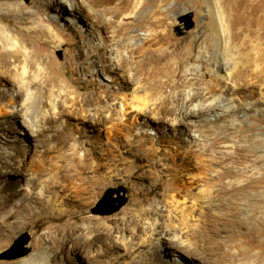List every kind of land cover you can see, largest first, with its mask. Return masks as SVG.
I'll return each mask as SVG.
<instances>
[{
	"label": "rangeland",
	"instance_id": "rangeland-1",
	"mask_svg": "<svg viewBox=\"0 0 264 264\" xmlns=\"http://www.w3.org/2000/svg\"><path fill=\"white\" fill-rule=\"evenodd\" d=\"M120 1L113 0L110 7L116 8ZM216 1L218 0L132 1L130 12L136 15V20L142 21L143 18L145 20L148 14L158 11L161 18L165 17V26L160 29H153L148 25L138 29L129 28V32L131 34L136 32L138 38L120 36L110 42L105 65L115 64L128 57L132 46L134 48L142 46L143 40L160 32L163 34L170 32L175 47L155 43L147 45L146 48L154 54H170L168 61L171 64L178 62L182 58L181 54L195 43L193 60L187 67L195 69L194 75L182 71L183 86L174 90L165 89L157 96L146 95L143 90L144 83L141 79H144L145 74L132 72V79H135V82L128 84L115 74L104 72L102 69L99 71L100 67L98 71L95 69L91 73L84 71L85 64L98 62L99 57L96 53L93 59L89 60L85 56L86 53L94 44L104 47L102 38L112 40L107 38L105 32L117 26L122 27L123 23L127 22L122 16H116L115 13L108 16L107 18L112 21L111 27L108 29L101 22L99 27H94L96 35L91 37L85 25L79 23L69 13L62 12L63 8L56 0H44L45 7L40 14L37 13L36 0L0 1V25H7L12 29L18 26L19 31L42 25L45 20H50L49 22L57 20L59 28L64 31V38L71 40L75 45L65 47L53 44L49 56L40 57L49 63L45 67L48 80L62 85L54 89L53 96L41 97L42 107L37 110L36 117H39L47 127L44 135L31 141L21 135L18 123L21 124L22 121L8 119L5 111L0 116V124L4 123L0 125V171H6V168L12 170L11 182L19 181L18 189L22 190L16 199L8 201L2 192L5 179L0 178V204H6L5 209L0 210V222L5 221L0 226V264H264V233L255 230V220L243 228L231 226L226 207L217 206L213 209L205 207L201 210L204 212L202 214L197 211L188 227L177 225L172 230L163 227L165 221L169 222V216L176 215V209L167 208L163 202V200L167 202L173 196L169 191L171 180L178 173L186 175L193 172L181 171L183 162L181 158L176 157H183L184 150L199 151L204 145L198 128L189 127L186 135L180 140L173 130L172 121H167L163 127L156 125L152 129H147L139 116L133 124L131 116L128 115L122 126V129L127 130V136H116V133L115 135L108 133L110 124L106 120L102 121V126L99 127L92 121L95 111L103 106L106 97L115 103H120L124 99L121 93V87H124L128 99L136 98L137 101L158 99L161 106L162 100H165L169 108L173 105L178 109H182V105L198 108L214 102H219L223 106L212 112L211 116L198 115L193 118L196 122L208 117L214 119L215 115L223 113L224 110L236 109V113L227 116L218 126L223 128L232 123L241 124L243 128L239 131L242 130L245 136H258L264 146V83L257 78L253 80L254 83L252 81L233 96L227 97L215 92L214 96L207 99L189 102L198 90L207 92V87L214 83V75H217L223 84L232 79L236 65L233 56H236L244 45L243 41H234L233 44L230 22H223L219 18V11L222 8H219ZM19 7H23V13L33 14L35 25L17 24L18 20L11 16L10 11ZM224 12L229 13L230 9L226 8ZM87 14L86 11L83 16ZM189 14L193 15L195 23L191 30H187ZM150 21L155 20H146L148 23ZM84 23L88 22L84 20ZM246 25L247 23L241 24L238 28H244ZM257 25L258 22H253L249 27L252 30L256 29L254 27ZM262 29L264 30V25ZM203 31L206 33L202 34ZM102 32L104 37L100 35ZM206 36H209L213 45L210 49L204 42ZM195 37L200 39L195 42ZM85 41L89 48L77 56V48ZM219 41L222 42V50L215 46ZM256 45L258 46L250 48L252 56L254 55L252 58L256 60L260 57L259 74H264V33L263 39ZM225 52H229V55L225 56ZM200 59L208 62L205 71ZM217 61L227 68L219 69ZM166 67L165 64L157 66L161 71ZM254 67H250L249 74ZM2 68L1 70L5 71ZM11 69L13 70V67ZM36 70L37 68L33 71ZM122 71H125L124 79H129V72L124 69ZM10 72L16 78H10V75L6 74V79H0V106L3 107L7 106L9 95L16 93L21 80L22 70ZM205 72L208 77L202 82ZM41 87L45 88L43 82L34 89L39 92ZM99 89L106 92L100 95L101 97L94 95ZM63 91V95H60ZM16 100L22 99L19 96ZM53 102L56 103L55 111ZM242 107L247 109L238 111V108ZM149 117L151 119L152 115ZM65 127L69 128L70 132V138L66 143L61 134ZM151 133L153 135H150ZM213 137L215 135L211 138ZM22 139L28 143H24ZM238 145L248 147L249 143L240 142ZM74 147L78 160L69 162L66 157L74 153ZM152 147L159 148L157 155L160 156L159 162L154 165L149 164L146 159L150 150H153L151 153L155 152ZM234 150L235 142L232 141L217 148L219 152ZM260 156L262 161L259 174L262 180L260 195L264 199V153ZM8 163H11V166ZM22 163L25 164L23 176L18 172ZM66 164H71L70 170L68 169L71 177L77 173L82 175L79 180L71 182L64 180L62 177L64 172H59V169H63ZM39 165L44 167L41 173L43 176L40 175L38 186H32L30 182L40 170ZM140 167L144 170L139 169ZM193 167L198 168L195 164ZM137 170L141 172L132 176ZM97 176L103 179V183L93 190L89 188L90 182ZM184 178L189 182L188 176ZM53 181L57 183L56 188L46 189V186L54 187ZM27 194H30L29 198L26 197ZM121 199L127 200L126 205L111 214ZM187 204L185 208L190 206ZM142 208L150 211L159 208L164 212V218L157 215L139 217V210ZM205 214L208 215L207 218L204 217ZM247 214H255L256 220L264 221V209L257 212L249 208ZM156 224L157 227H161L158 231H154ZM240 234L244 236L241 237ZM161 237L164 238L165 244L158 248L156 239ZM23 238L24 243L21 242ZM21 250L30 253L18 259L7 258L15 257ZM8 253H11L10 256Z\"/></svg>",
	"mask_w": 264,
	"mask_h": 264
},
{
	"label": "bare ground",
	"instance_id": "bare-ground-1",
	"mask_svg": "<svg viewBox=\"0 0 264 264\" xmlns=\"http://www.w3.org/2000/svg\"><path fill=\"white\" fill-rule=\"evenodd\" d=\"M132 1L133 0H121L116 8H112L110 5L113 3V0H79L80 3H78V0H56L59 6L63 8L62 12L69 13V15L73 16L75 20L79 21L82 25H85L89 32V36L91 37L96 35L94 27H99L98 25L101 24V22H103L108 29L111 27L112 21L107 18L111 14L115 13L116 16L120 15V17H123V20H127V22L125 21L123 23L122 27L117 26V28L105 32L107 38L112 40L102 38L103 43L105 44L104 47L94 44L91 50L86 53L85 56L89 60H92L96 53L97 55L99 54V57L98 62L85 64L83 66L84 71L91 73V71L95 69L98 71L100 67L99 71L102 69L104 72L115 74L128 84L135 82V79H132V72L145 74L146 76L144 79H141L144 84L141 85L143 86L146 95L150 94L149 96L162 94L165 89L174 90L181 88L184 84L181 77L182 71L187 74L190 72L193 75L195 73L194 68L187 69L188 65L193 60L195 43L192 44L190 48L186 49L185 53L181 54L182 58L174 64H171L168 61V56L170 54L163 53L162 55H158L150 52L146 48L147 45L155 43H161L163 46L167 45L175 47V42L168 31L167 34L160 32V34L149 36L151 38L143 40L142 46L137 48L132 46L128 57L115 64L110 63L109 65H105V62L108 59L106 55L108 53V44L110 42L115 41L116 38L120 36L124 38L128 36L135 39L138 38V34L135 35L136 32L131 34L129 28L138 29L139 27H147L148 25L153 29H160L165 26V17L161 18L158 11L152 12L150 15L148 14L145 20L144 18L142 21L136 20V15L134 16L132 15L133 13L130 12ZM216 2L219 8H222V10L219 11V18L223 22H230V32H232L233 44L234 41H243L244 45L239 49L236 56L232 55L233 62H236L233 69L232 79L223 84L221 79H219L217 75H214V83L207 87V92L198 90L189 101L190 103L196 99H207L209 96H214L218 92L227 97L233 96L234 93H238L250 85L253 80H256V78L264 83V74H259L260 57L254 60L252 58L254 55L252 56L253 53L252 50H250V48L258 46L256 43L258 44L263 39L264 30L262 27L264 25V0H218ZM36 3L38 5L37 13L40 14L45 7L44 0H36ZM226 8L227 10L228 8L230 9L229 13L224 12ZM22 9L23 7L13 8V10L10 11L11 16H14L18 20L17 24L33 23V25H35V21L32 19L33 14L27 15L22 12ZM86 11L88 14L83 16V13ZM256 16L257 18L255 19ZM148 19H154L155 21H150L148 23L146 22ZM84 20L88 23L85 24ZM49 21L45 20L42 22V25H35L28 28V30L19 31L18 26H15L12 29L7 25H0V79H6V74H9V77L13 78L15 76H12L10 71L19 72L22 70L18 89L16 93L9 95L7 106H0V116H2L5 111L8 114V119L17 122L22 121L21 124L18 123V127L21 128V135L29 138L31 141H35L36 138L44 135L47 130L43 121L40 120L39 117H36L37 110L42 107L41 97L44 95L53 96L55 94L54 89L62 86L61 84H54L48 80L49 78L45 72V67L49 63H46L45 59L44 62L40 57L42 55L49 56L53 44H60V46L65 47L75 46L71 40L64 38V31L59 28L57 20H53V22ZM253 22H258V25L254 27L256 29L251 30L249 25L252 26ZM246 23V27L238 28L239 25H245ZM205 33L206 31L202 32V34ZM102 34H100L101 37H104L103 32ZM199 39L200 38L195 37V42ZM204 42L209 49L212 48L213 45L209 36L205 37ZM250 45L253 47H250ZM215 46L217 49L222 50V42L219 41ZM88 48L89 44L85 41L81 47L77 48V56L82 55L83 51ZM224 55L228 56L229 52H225ZM200 60L203 65V70L205 71L208 62L203 59ZM163 64L167 65V67L164 71H161L157 66ZM217 65L221 70L226 67V65H223L218 61ZM252 65L255 66V69H252L253 75L252 73L249 74L251 71L250 67H253ZM1 67H3L5 71L1 70ZM11 67H13V70H10ZM36 68L37 70L33 71ZM123 69L129 72V79L127 80L124 79L125 71L123 72ZM207 77L208 74L205 72L202 77V82H204ZM42 82L45 84V88L41 87L39 92H37L34 87L38 84H42ZM254 82L255 81H253V83ZM195 85L197 86L198 84L195 83ZM123 88L124 87H121V93H123L122 97H124V99H122L120 103L110 101V99L106 97L103 101V106H100V109L95 111L96 113L93 115L92 121L95 123L96 127H99L102 121L106 120V122L110 124L109 134L115 135L116 133V136H127V130L122 129V126L124 120L130 115L133 124H135L139 116L144 122V127L147 129H152V127L156 125L157 127H163L167 121H172L173 130L177 133L180 140L182 139L181 137L186 135L189 127L198 128V132L203 138L204 145L199 151L188 149L184 150L183 157L175 156L177 159L181 158V161L183 162L181 171L193 172L190 174L187 173L186 175L178 173L177 176L173 177V180H171L169 191L172 192L173 196H171L170 200L167 202L164 200L163 202L166 204L165 206L167 208H175L176 215L169 216V222L166 223L165 221L163 227L170 228L171 230L175 229L177 225L179 227H188L190 225V220L197 211L202 214L204 212L201 210H204L205 207L213 209L217 206H223L228 210L227 217L231 226L239 229L255 220V230L264 233V221L256 220L255 214H247L249 208H252L257 212L264 209V199L260 195L262 180L259 176L262 162L260 161V154L264 153L262 140L258 136H245L242 133V130L239 131L240 128H243L241 124L238 125L232 123L223 128L218 126L220 122L226 120L227 116L236 113L237 110H224L223 113L215 115L214 119L208 117L205 120L196 122L193 118L198 115L211 116L212 112L217 111L223 106H221L219 102H214L211 104H203L198 108H190L187 105H182V109H178L174 105L169 108L166 106L165 100H162L163 106H161V102L158 99L157 101L149 99L137 101L136 98L128 99ZM60 93V95H63L64 91ZM104 93L106 92L99 89L94 95L100 96ZM19 96L22 100L17 101L16 98ZM53 108L55 111V102H53ZM240 109L246 110L247 107L238 108V111H240ZM150 115H152L151 119L149 117ZM54 118L51 119L53 120ZM3 124L4 123L0 125ZM61 134L66 143V140L70 138L69 128H63ZM150 135L153 134L151 133ZM212 135H215V137L211 138ZM22 141L28 143L23 139ZM231 141L235 142V150L233 152L217 151V148L221 145ZM240 142H248L249 145L248 147L240 146L238 145ZM152 149H154L155 152L151 153L153 150H150L151 152L146 156V159L149 164L154 165L159 162L160 156L157 155L159 148L156 149L152 147ZM66 158L69 162H75V160H78L76 147H74V153ZM79 161L83 162L82 159H79ZM8 164L11 166V163ZM194 164L198 167L197 169L196 167H193ZM70 165L71 164H66L64 167L65 169H59V172H64L62 177H64L65 181L71 182L79 180L82 176L79 175V173L73 177L69 175ZM43 168L44 167L41 166L38 168L40 170L35 173L36 180L34 179L30 182L32 186L39 185V178L41 173H43ZM18 169V172L22 173L25 169V164L22 163ZM139 169L144 170V168L141 167ZM5 170L6 171H0V178L5 179V182L2 184V192L5 193V197L8 201H13L20 195V191L22 190L18 189L19 181L11 182L12 170L9 171L8 168ZM141 170L134 171L132 176L139 174ZM21 176H23V173ZM185 176H188L189 182L185 181ZM101 183H103V179H100L97 176L96 179H93L90 182L91 186L89 188L95 190L101 185ZM52 184L54 187L50 185L46 186V189L51 190L52 188H56L57 183L53 181ZM29 196L30 194L26 195L27 198H29ZM255 197H257V199H255ZM138 203L139 205H142L141 202ZM187 203H189L190 206L185 208V206L188 205ZM5 207L6 204H0V210H4ZM139 212V217L157 215L164 218V212L159 208H154L152 211L142 208ZM204 217L207 218L208 215L205 214ZM3 222L5 221L2 220L0 222V226ZM155 226L156 228L154 231H158V229L161 228L160 226L157 227V224ZM196 234H198V232H196ZM240 236L243 237L244 234H240ZM156 241L158 248H162L165 244L164 238L162 237L156 239ZM171 241H173V239Z\"/></svg>",
	"mask_w": 264,
	"mask_h": 264
},
{
	"label": "water",
	"instance_id": "water-1",
	"mask_svg": "<svg viewBox=\"0 0 264 264\" xmlns=\"http://www.w3.org/2000/svg\"><path fill=\"white\" fill-rule=\"evenodd\" d=\"M188 19H189V25L187 27V30H191L192 28H194L195 26V23L193 22V15L192 14H189L188 15ZM110 193H112V191H110ZM127 203V200L126 199H121L120 201V204L115 207V209H113L110 213H115V212H118L120 209H122V207H124ZM21 242L24 243V238L21 239ZM30 251H23L21 250V252H18V254L15 256V257H7L9 259H18V258H22V257H26L27 255H29ZM11 253H8L7 255L10 256ZM4 258V256H2ZM6 258V257H5Z\"/></svg>",
	"mask_w": 264,
	"mask_h": 264
}]
</instances>
